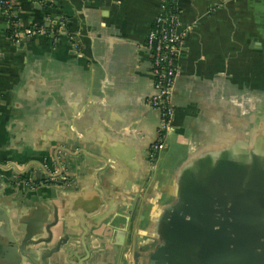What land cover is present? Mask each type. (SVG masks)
<instances>
[{
    "label": "crops",
    "instance_id": "crops-1",
    "mask_svg": "<svg viewBox=\"0 0 264 264\" xmlns=\"http://www.w3.org/2000/svg\"><path fill=\"white\" fill-rule=\"evenodd\" d=\"M6 1L19 28L49 22L63 30L14 44L0 10L4 245L57 220L70 253L60 250L47 264H133L135 238L158 243L183 170L201 184L224 160L248 152L264 160V0H177L185 37L174 116L151 182L147 151L159 113L149 104L154 77L145 40L161 16L159 1ZM56 150L71 159L72 187L11 183L15 172L50 166ZM0 264L14 263L0 257Z\"/></svg>",
    "mask_w": 264,
    "mask_h": 264
},
{
    "label": "water",
    "instance_id": "water-1",
    "mask_svg": "<svg viewBox=\"0 0 264 264\" xmlns=\"http://www.w3.org/2000/svg\"><path fill=\"white\" fill-rule=\"evenodd\" d=\"M247 154L242 160H224L201 184L183 170L177 200L161 217L158 243H139L135 238L133 264H264V165H259L264 160ZM70 160L57 157L56 150L50 166L43 162L19 174L43 181L46 169L63 162L72 181L67 187H72ZM11 183L25 188L13 178ZM197 185L196 190L190 189ZM35 230L15 233L6 238L7 245L2 243L3 236L0 257L14 264H37L39 257L41 264H47L60 250L70 253L69 237L57 220L44 225L41 221ZM43 233L45 237H35ZM53 236H58L55 244L51 243Z\"/></svg>",
    "mask_w": 264,
    "mask_h": 264
},
{
    "label": "built area",
    "instance_id": "built-area-1",
    "mask_svg": "<svg viewBox=\"0 0 264 264\" xmlns=\"http://www.w3.org/2000/svg\"><path fill=\"white\" fill-rule=\"evenodd\" d=\"M158 1L161 16L154 20L145 40V48L151 54L154 77V91L149 98V104L159 113V123L156 129L157 138L147 151L148 173L146 182H151L155 176L160 152L166 146V135L173 121L172 90L177 71L178 53L185 37V32L180 30L178 26L179 8L177 0ZM8 5L6 0H0V10L2 9L3 14L8 18L7 23L9 26L11 14L7 10ZM45 24L24 29L18 26V29L9 34V38L12 43L19 44L22 39L30 38L34 35H53L55 32L63 30V23L51 24L47 22ZM74 48L79 52L77 44H74ZM43 166L45 167V165ZM45 173L47 177L39 182L54 183L61 187H67L72 184L68 176L69 172L62 163L51 170L46 169ZM3 177L0 168V179H4ZM12 178L15 183L32 189L36 184V181L26 176L23 177L18 172H15ZM59 180H63L64 183H59Z\"/></svg>",
    "mask_w": 264,
    "mask_h": 264
},
{
    "label": "trees",
    "instance_id": "trees-1",
    "mask_svg": "<svg viewBox=\"0 0 264 264\" xmlns=\"http://www.w3.org/2000/svg\"><path fill=\"white\" fill-rule=\"evenodd\" d=\"M2 10V9H1ZM7 10L10 12L11 14V23L8 26V34H11L13 31H15L16 29H18V24L16 22V18L13 17L12 12H11V8L9 7V5L7 6ZM5 20L7 21V17L4 15Z\"/></svg>",
    "mask_w": 264,
    "mask_h": 264
}]
</instances>
